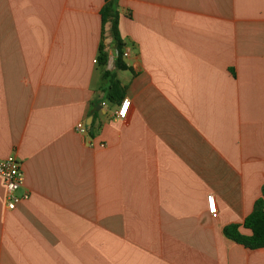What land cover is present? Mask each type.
<instances>
[{
	"label": "crops",
	"instance_id": "crops-1",
	"mask_svg": "<svg viewBox=\"0 0 264 264\" xmlns=\"http://www.w3.org/2000/svg\"><path fill=\"white\" fill-rule=\"evenodd\" d=\"M103 7L0 0V158L28 193L7 209L0 177V264H264L223 231L264 186V0H115L121 70Z\"/></svg>",
	"mask_w": 264,
	"mask_h": 264
},
{
	"label": "trees",
	"instance_id": "trees-1",
	"mask_svg": "<svg viewBox=\"0 0 264 264\" xmlns=\"http://www.w3.org/2000/svg\"><path fill=\"white\" fill-rule=\"evenodd\" d=\"M101 19L102 21L109 20L111 23V34L117 50L116 68L124 69L125 66L119 59L122 43L118 32V15L115 10V0H104ZM105 60V55H101L100 62L103 63ZM102 78L108 83L106 90L107 99L112 103H120L123 99V90L114 73L106 71L103 73ZM261 196H264V186L261 188ZM262 197L254 202L251 212L245 217L241 225L233 224L224 228L223 231L226 238L250 250L264 248V202ZM240 227L249 233H242Z\"/></svg>",
	"mask_w": 264,
	"mask_h": 264
},
{
	"label": "built area",
	"instance_id": "built-area-1",
	"mask_svg": "<svg viewBox=\"0 0 264 264\" xmlns=\"http://www.w3.org/2000/svg\"><path fill=\"white\" fill-rule=\"evenodd\" d=\"M123 55L126 56L127 53ZM132 110L130 100L123 98L116 107L114 118L126 123L130 120ZM75 128L79 132L86 131L85 126L81 123L76 124ZM0 177L5 187L6 208L12 210L20 201L28 198L27 191H24L21 195H17V191L24 186V176L20 170V162L14 156L10 155L5 158H0ZM206 209L211 217L216 216L217 208L213 194L206 196Z\"/></svg>",
	"mask_w": 264,
	"mask_h": 264
}]
</instances>
